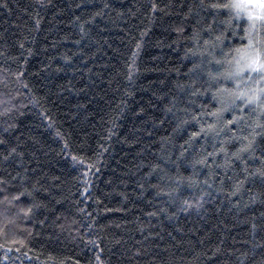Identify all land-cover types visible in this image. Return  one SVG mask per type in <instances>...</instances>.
<instances>
[{"label":"trees","instance_id":"16d2710c","mask_svg":"<svg viewBox=\"0 0 264 264\" xmlns=\"http://www.w3.org/2000/svg\"><path fill=\"white\" fill-rule=\"evenodd\" d=\"M231 2L0 0V264H264V130L219 150L257 87L206 76L264 41Z\"/></svg>","mask_w":264,"mask_h":264},{"label":"snow or ice","instance_id":"6c2138e0","mask_svg":"<svg viewBox=\"0 0 264 264\" xmlns=\"http://www.w3.org/2000/svg\"><path fill=\"white\" fill-rule=\"evenodd\" d=\"M201 4L203 5V0H201ZM249 5H254L256 8L259 9V11H255L250 9ZM155 7V6H153ZM211 8H229L236 10V15L239 16L241 12L247 13L248 21L250 22V28L251 29H258V27H264V0H232L231 3L226 4H219V3H212L209 5ZM259 22V23H258ZM219 40L220 37H217ZM205 43H208V41H205ZM251 51L245 52L242 56V59L245 60V63L243 65L240 64L239 61H237V67L235 71H231L228 69H223L221 71H212L211 68L206 72L207 76V82H208V88H212L215 83H218L221 78H223L224 81H230L235 80L237 86H239V80L236 78L244 72L245 69L248 70L249 76H251L252 73H259L260 75V81H264V49H256L252 45L251 39H249V44L247 46ZM191 51V50H189ZM212 61H209V64H211ZM216 64H220L221 62L219 60L215 61ZM200 67L199 65H194L193 69ZM259 83V81H257ZM207 91V89H206ZM199 92L197 90L196 92H193L192 95H196ZM221 93H229V95H233L230 89L227 87H219L216 88L213 92V99H218V94ZM262 95H264V88H259L255 91L249 90V91H240L238 94L234 95V98L231 99L230 105H234L237 100L242 101L243 107L241 111L247 112V106L256 104L259 108V113H257L253 124L248 125L252 131L249 133V135H238L235 131H233V135L226 138V141H222L220 143V151L224 152L225 155H227V149L225 147V143H232L233 141H246V143H241L240 147L236 149L235 152L232 153V157L229 158V161H231L232 158H235L236 160H240L241 163H245L243 154L245 153H254L256 151L255 148V142L256 138L260 135H262V132L256 131L257 129L264 130V100H262ZM230 105H226L225 107L218 110V112L210 113L212 116H217L219 113L228 111ZM242 117H233L232 120H229L227 123L228 125H233L234 123H238ZM224 132V128H221L219 131L216 130V124L210 123L207 125V128L201 127L200 131L193 132L192 137H190V140L194 137H197L199 135H205L207 136L209 133H214L216 136H220L221 133ZM3 141H0L2 143ZM14 152L15 149H12ZM11 153H9L10 155ZM212 153H209V156H212ZM261 156H264V153L260 154ZM259 158V157H257ZM7 159V157H5ZM75 159V158H74ZM207 160V157L201 159L198 161V163H205ZM247 171V168L244 169ZM260 175L261 177H264V170L257 169L255 173H252V175ZM186 204L188 202H185ZM190 206V205H189Z\"/></svg>","mask_w":264,"mask_h":264},{"label":"rangeland","instance_id":"374dc122","mask_svg":"<svg viewBox=\"0 0 264 264\" xmlns=\"http://www.w3.org/2000/svg\"><path fill=\"white\" fill-rule=\"evenodd\" d=\"M250 9L252 10H255V11H259L258 8H256L254 5H249ZM241 15H243L245 18H247V13L246 12H241ZM248 19V18H247ZM250 23V22H249ZM259 23V22H258ZM259 28H264V27H258ZM257 29L254 30V32L256 31ZM260 37H261V34L259 32H257L256 34H254V37L253 38H250L251 41H252V45L254 48L258 47L260 49H264V46L261 45V43H264V41H260ZM257 43V44H256ZM249 44V43H248ZM257 45V46H256ZM256 46V47H255ZM257 49V48H256ZM248 50V49H247ZM246 50V51H247ZM245 51V52H246ZM251 51L250 49L248 50V52ZM244 52V53H245ZM244 53L240 54L237 58V61L240 62L241 65H243L245 63V60L242 59V56L244 55ZM237 61L235 63H233V67L231 69V71H235L236 67H237ZM239 82L243 81V80H246V79H251L253 81V83L256 85V89H259V88H264V81H260V75L259 73H252L251 76H249V72L247 69L244 70L243 73H241L238 78ZM257 81H259V83H257Z\"/></svg>","mask_w":264,"mask_h":264}]
</instances>
